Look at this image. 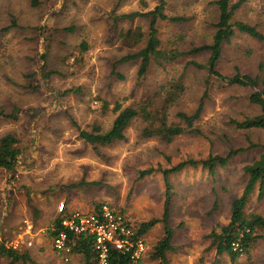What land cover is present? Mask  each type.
<instances>
[{"label": "rangeland", "instance_id": "rangeland-1", "mask_svg": "<svg viewBox=\"0 0 264 264\" xmlns=\"http://www.w3.org/2000/svg\"><path fill=\"white\" fill-rule=\"evenodd\" d=\"M215 1L165 0V13L183 21L158 24L163 46L187 51L211 43L219 18ZM158 4L159 0H0V109L8 113L21 108L17 120L0 116V138L14 134L21 150L13 171L0 168L1 206L7 200V205L29 212V205L33 210L37 203L42 209L40 219L46 223L57 216L62 202L68 210L85 212L105 202L125 209L140 226L163 217L167 191L163 170L189 159L226 156L231 150L244 148L214 172L199 163L170 174L173 195L168 224L174 233L173 249L165 259L154 256L165 234L164 223L159 222L146 235L145 263L264 264V240L232 261L228 255H216L209 237L229 222L231 201L244 185L242 169L263 151L262 131L239 129L232 123V119L260 110L245 99L244 88L227 85L214 75L210 77L206 69L191 66L185 79L187 90L173 114L177 109L193 113L202 100L201 116L194 122L199 131H187L166 143L143 139L131 126L126 139L102 148L100 153L80 136V129L90 130L94 123L111 127L115 116L111 109L103 110L101 100L111 102V108L125 97V103L139 101L158 90L167 72L172 75L190 60L209 62L210 52L188 54L166 71L151 68L147 80L137 85L138 62H119L136 48L124 45L111 28L108 14L113 10L146 12ZM236 19L264 32V0H247ZM71 26L75 31H63ZM137 26L147 32L149 20L136 17L120 22L123 29ZM54 30L58 32L51 38L48 60L50 67L62 74L46 82L40 58L46 50V35ZM83 41L88 48L81 52ZM261 61L264 42L237 33L225 46L217 70L224 76L234 75L236 67L255 72ZM113 69L123 78L111 74ZM70 88L80 92L64 95ZM252 143L260 145L252 148ZM147 168L155 171L140 178L139 171ZM247 211L264 217V195L260 196L258 187L251 193ZM54 262L60 261L55 257Z\"/></svg>", "mask_w": 264, "mask_h": 264}, {"label": "trees", "instance_id": "trees-1", "mask_svg": "<svg viewBox=\"0 0 264 264\" xmlns=\"http://www.w3.org/2000/svg\"><path fill=\"white\" fill-rule=\"evenodd\" d=\"M247 0H217L215 3L219 8V18L214 24L216 27L213 41L198 46H192L191 49L184 51L178 48H165L159 36L158 24L161 21L182 22L181 17H170L165 13L166 2L159 0V4L152 10L141 12L134 11L130 13H117L115 10L108 14L111 28L117 32L119 38L125 46L136 48L134 52L129 53L120 59L119 62L136 60L138 62L137 85L143 84L148 78L150 69L153 67L167 70L168 66L176 65L186 55H198L203 52H210L209 62L199 63L196 60H190L185 63L181 70H177L172 75L168 73L165 82L159 85L158 90L139 101L125 103L127 97L116 101L111 108V102L101 100L104 111H110L114 114V119L109 129L102 125L94 123L90 130L80 129V136L85 142L93 146L97 152L112 145L117 141H122L127 137V130L135 126L139 130V137L143 139H158L166 143H171L177 136L187 131H199L194 128V122L200 118L203 102L193 113L177 109L173 114V109L178 108L182 98L187 90L186 77L188 69L193 66L200 69H206L210 75H214L217 80L220 78L227 85H237L247 91L244 96L251 104L259 107L256 114H243L239 119H232L235 127L243 130H260L264 133V61L259 63L255 72H245V70L236 67L235 74L224 76L217 70V62L221 59L225 46L231 44L232 38L237 34H245L249 37L264 42V32L257 26L249 22L236 19V13ZM136 17H144L149 20L147 32L140 26L135 28H120V22L123 20L133 21ZM13 26H17L14 22ZM65 32L75 31V27L63 28ZM54 30L46 35V50L41 55V75L44 80L49 82L55 75L62 74L59 70L51 68L49 65L48 54L51 47V38L57 33ZM88 48V43L83 41L80 45V51L84 52ZM67 61V58H66ZM69 63V62H67ZM69 65V64H67ZM111 74L123 78V75L116 73L114 69ZM170 75V76H169ZM216 80V81H217ZM221 82V83H222ZM206 86L209 85L207 81ZM32 87H37L32 84ZM71 92H80L79 88H70L63 92L67 95ZM124 101V102H123ZM21 108L15 107L10 112L0 109V116L17 120ZM19 140L14 134H5L0 138V168L13 171L19 162L21 153L18 147ZM260 144L252 143V148ZM263 151L252 162L246 164L242 169L243 189L240 195H236L231 201L230 220L227 224L221 225L220 230H213L209 237L212 238V245L215 246L216 255H228L232 261L242 256L240 251H235L233 244L240 242L244 254L254 247V245L264 240V217L256 212H248L247 205L251 193L259 188L260 196L264 195V144ZM245 150L244 148L234 149L228 155H210L209 158L200 161L189 159L182 161L169 169L163 170L162 174L166 183V199L164 213L161 220L152 219L143 222L138 226V233L144 235L149 232L157 223L163 222L165 226L164 237L157 243L154 256L165 259L166 253L173 249V229L169 227L171 216V199L173 195L172 184L170 183V174L176 173L188 165L196 166L202 163L205 168L211 172L219 166L227 165L231 157ZM155 170L147 168L139 171V177L150 175ZM172 190V194L170 192ZM105 202L95 205L94 210L99 209ZM125 212V209H122ZM60 219L56 221V227L59 226ZM55 234V232H54ZM53 234V235H54ZM4 241V240H3ZM3 241H0V255L13 258V262L20 257V252L15 248H7ZM73 252L84 255V264H97L96 253L92 247V238L84 235H74ZM243 254V255H244ZM12 262V263H13ZM129 257L117 250L112 252L110 264H128ZM11 263V264H12Z\"/></svg>", "mask_w": 264, "mask_h": 264}, {"label": "built area", "instance_id": "built-area-1", "mask_svg": "<svg viewBox=\"0 0 264 264\" xmlns=\"http://www.w3.org/2000/svg\"><path fill=\"white\" fill-rule=\"evenodd\" d=\"M58 211L60 222L53 229L55 234L52 244L64 260L70 261L73 255L74 235H84L92 238L97 264H110L114 250L127 255L128 264H143L148 250L146 238L138 233V226L121 208L103 204L97 210L85 212L68 210L62 202ZM4 244L7 248L16 247L11 241H5ZM233 247L244 254L240 242H235Z\"/></svg>", "mask_w": 264, "mask_h": 264}, {"label": "crops", "instance_id": "crops-1", "mask_svg": "<svg viewBox=\"0 0 264 264\" xmlns=\"http://www.w3.org/2000/svg\"><path fill=\"white\" fill-rule=\"evenodd\" d=\"M7 200L1 206L0 202V241H11L16 244L20 257L13 262V258L0 255V264H84V255L73 252L70 261L64 260L53 248L52 239L54 227L59 218L57 216L43 222L40 219L41 205L34 204L33 210L29 205L28 210H17L15 205L6 204ZM6 204V205H5ZM59 205L57 206L58 211ZM76 210L70 208L69 210ZM59 212V211H58ZM148 233V232H147ZM147 233L143 236L146 238ZM147 241V238H146ZM148 244V241H147ZM143 264L145 263V257ZM60 262H54V258Z\"/></svg>", "mask_w": 264, "mask_h": 264}]
</instances>
